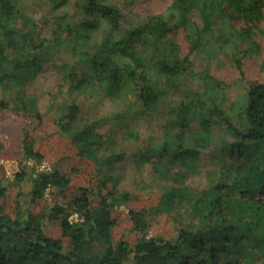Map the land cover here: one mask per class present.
<instances>
[{"label": "trees", "instance_id": "trees-1", "mask_svg": "<svg viewBox=\"0 0 264 264\" xmlns=\"http://www.w3.org/2000/svg\"><path fill=\"white\" fill-rule=\"evenodd\" d=\"M39 1L55 17L50 23L27 12ZM263 10L264 0H172L164 12L128 22L106 0H0V133L19 138L4 158L18 160L14 181L27 186L12 196L0 165V264H264V62L262 79L222 109L215 96H224V84L191 71L172 39L182 32L190 52L227 58L242 76L241 59L260 50ZM46 61L59 62L68 96L100 94L124 112L166 102L188 76L200 81L195 97L166 104L160 139L139 145L133 128L118 129L135 144L132 155L153 156L172 174L163 190L141 197L115 188L110 165L122 154L105 152L93 126L77 124L78 103L56 114L39 109L27 86ZM215 147V178L187 185L199 154ZM44 158L51 166L32 177L24 161ZM125 202L116 236V206ZM160 216L173 221V237L150 234Z\"/></svg>", "mask_w": 264, "mask_h": 264}, {"label": "rangeland", "instance_id": "rangeland-1", "mask_svg": "<svg viewBox=\"0 0 264 264\" xmlns=\"http://www.w3.org/2000/svg\"><path fill=\"white\" fill-rule=\"evenodd\" d=\"M107 2H114L124 13L128 22H133L137 17L143 18L153 14L164 12L172 3V0H106ZM28 4V2H25ZM31 7L27 11L35 20L44 19L48 23L54 20V16L49 14L47 5L39 1L30 3ZM26 5V4H25ZM264 16V10H263ZM240 25V23H236ZM235 25V26H236ZM261 28L264 29V18L260 23ZM49 29L42 26L41 35L49 36ZM180 49L179 57L184 58L188 56L190 63L189 69L195 73L206 72L212 78L224 84L223 101L219 96L217 102L221 104L222 109L232 105L233 101L238 95L247 88V83L251 81H260L262 73L260 66L264 62V34L257 33L255 36L256 42L260 46L259 53L252 56H245L241 59L242 76L239 74L233 61L227 58H215L206 61L201 56L195 55L189 51L188 43L182 32L177 33L173 38ZM62 60L69 59L63 54H60ZM59 62L44 63L42 71L38 74L36 79L27 86V93L35 96L38 101L39 109L47 111L49 114H56V110L60 105L78 103V125L89 123L93 129L99 133L102 139L106 142L108 148L105 152L112 150L115 153L122 154L117 157L115 163L110 165V174L113 177V184L120 192L136 193L141 197H146L152 193L160 192L166 186V182H171V173L162 169L159 165L161 162L153 156L147 157L144 160L137 155H132L135 144L132 141H124L119 136L122 127L133 128L139 134V140L136 141L139 145H146L148 141H156L163 135V125L165 123L166 104L176 103L184 97H195L196 93L201 91L202 84L199 80L193 79L191 76L184 78L178 84L177 90L172 93H167L164 103H158L150 109H137L126 112L123 110V105L120 101H112L108 98L102 97L100 94L89 96L82 94H75L72 97L68 96L67 82L63 81L60 72L58 71ZM123 112V113H122ZM195 127V123H193ZM217 130V128H215ZM122 130V129H121ZM214 130V133L216 132ZM50 131L49 126L42 128L41 136H46ZM217 136V133L215 134ZM19 138L13 135L12 138H6V135L0 133V165L3 169V185L9 187V192L15 196L19 191L27 190L25 183L20 186L14 181V175L20 170V163L15 158H4V150L9 145L18 144ZM219 143V139L215 141V145ZM53 147V143H49ZM220 159V150L215 147L208 151H202L198 156L197 173H190L185 183L193 188H200L208 181L215 178ZM24 163L32 168V177L45 169H49L52 162L49 158H44L41 161L27 160ZM156 169H155V168ZM106 169V168H105ZM176 168H173L175 171ZM45 196L48 198L49 191L45 190ZM130 204H120L116 206L117 225L116 236L121 230V227L126 223L127 207ZM70 219L75 221L78 219L76 213L70 214ZM173 221L160 216L152 221L150 234H155L158 237H173L175 235ZM170 229V230H169Z\"/></svg>", "mask_w": 264, "mask_h": 264}]
</instances>
